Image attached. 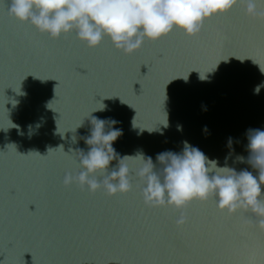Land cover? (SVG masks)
Wrapping results in <instances>:
<instances>
[{"label":"water","instance_id":"95a60500","mask_svg":"<svg viewBox=\"0 0 264 264\" xmlns=\"http://www.w3.org/2000/svg\"><path fill=\"white\" fill-rule=\"evenodd\" d=\"M9 4L0 0V264H264V229L250 210L239 212L251 218L241 239L220 250L193 228L202 218L212 226L214 198L187 209L183 237L179 212L145 209L140 160L126 161L134 177L127 197L63 183L81 170L77 151H89L91 116L118 121L120 157L142 152L159 169L157 154L182 152L187 141L220 166L258 175L247 163V133L264 129V88L254 91L264 83V17L238 6L195 37L174 30L127 55L107 37L96 49L75 32L52 39L11 17ZM44 156L51 162L41 164Z\"/></svg>","mask_w":264,"mask_h":264},{"label":"clouds","instance_id":"9594fccd","mask_svg":"<svg viewBox=\"0 0 264 264\" xmlns=\"http://www.w3.org/2000/svg\"><path fill=\"white\" fill-rule=\"evenodd\" d=\"M238 6L244 8L249 18L264 17V0H10L8 13L52 39L75 32L81 42L96 49L107 37L117 49L134 55L145 40L159 42L174 30L195 37L206 21L227 15ZM262 88L264 83L257 85L255 94ZM104 109L103 104L98 110ZM90 118L93 128L91 135L85 138L89 151L86 154L83 150L77 151L82 154L81 170L76 175L66 174V186L76 184L81 189L92 193L103 191L111 197L127 195L133 192L134 177L126 161L137 159L142 164L135 178L145 185V203L173 208L180 213L178 225L187 222L186 213L191 204H205L214 198L217 208L228 215H236L242 209L250 210L264 229V129H249L247 133V163L258 170V175L247 169L237 172L227 164L220 166L218 160L208 158L187 141L182 152L168 150L157 154L160 164L157 169L152 158L146 159L142 152L123 157L116 153L113 144L123 134L121 129L114 127L118 121ZM133 123L135 126V120ZM162 125L167 127L168 121ZM32 128L29 125L30 134ZM178 128L182 130L181 126ZM116 157L119 163L110 169V162ZM238 159L245 161L243 156Z\"/></svg>","mask_w":264,"mask_h":264},{"label":"snow or ice","instance_id":"6c2138e0","mask_svg":"<svg viewBox=\"0 0 264 264\" xmlns=\"http://www.w3.org/2000/svg\"><path fill=\"white\" fill-rule=\"evenodd\" d=\"M158 58L160 61H163L165 59L164 52L160 51L158 53ZM84 70V71H81ZM75 71L80 74L81 77H85L88 75V68L82 65H77L75 68ZM45 160L40 161L41 164H48L51 161L47 160V156H44ZM75 163H79V161H75ZM64 183V181H63ZM65 188H71L72 185L66 186L64 183ZM80 188V187H79ZM81 191H86L91 195H95L96 193H92L88 190L81 189ZM132 193V192H131ZM131 193L127 195H121L120 197H127ZM142 197H143V193ZM12 195H15V190L13 189ZM32 205L35 204H29L28 208L29 211L31 210ZM143 205L145 209L149 211H160V210H171L172 212H175L173 208L164 206H151L145 203L144 198H143ZM207 208V207H205ZM36 210V206H35ZM35 212V211H32ZM187 222L183 225H178L177 219L175 220V226L176 229L179 231V234L181 237H183V234L186 230V226L189 225V216H187ZM212 219V226L211 227H206L203 225V218L201 220V223L199 225H193V228L195 231L199 232L201 234V238L211 247L213 248H218L220 250H228L230 247H232L241 237L243 236V233L239 231L240 225L244 223H249L251 222V218L247 217L244 215V213H238L236 215H228L226 213L221 212L217 206L215 207V213L211 216ZM185 240H181V243H185Z\"/></svg>","mask_w":264,"mask_h":264}]
</instances>
